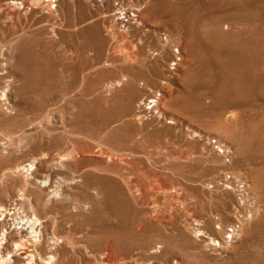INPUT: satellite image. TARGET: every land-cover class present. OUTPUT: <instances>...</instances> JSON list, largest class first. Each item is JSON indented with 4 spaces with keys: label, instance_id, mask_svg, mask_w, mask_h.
Wrapping results in <instances>:
<instances>
[{
    "label": "rangeland",
    "instance_id": "374dc122",
    "mask_svg": "<svg viewBox=\"0 0 264 264\" xmlns=\"http://www.w3.org/2000/svg\"><path fill=\"white\" fill-rule=\"evenodd\" d=\"M6 1L0 203L10 223L38 216L47 246L64 239L57 264H264V0H59L13 18L2 10ZM119 4L138 14L129 30L110 21ZM160 33L172 47L153 56ZM85 39L93 51L83 56ZM66 142L96 145L70 163L42 165L40 173L55 176L50 190L30 171L15 172L47 151L69 152ZM100 148L123 161L101 158ZM130 166L140 198L118 177ZM79 171L93 188L71 184ZM94 187L126 193L123 220L81 237L79 225L54 213L69 205L62 191L88 192L83 223L93 214L106 219L105 196ZM21 188L43 193L51 210L18 201Z\"/></svg>",
    "mask_w": 264,
    "mask_h": 264
},
{
    "label": "bare ground",
    "instance_id": "6f19581e",
    "mask_svg": "<svg viewBox=\"0 0 264 264\" xmlns=\"http://www.w3.org/2000/svg\"><path fill=\"white\" fill-rule=\"evenodd\" d=\"M59 0H22L20 2H16V0H7L2 7V10L6 13V15L10 18H13L16 16L19 12L17 10L21 11H31L35 10L36 12H42L45 9L52 10L53 5H57ZM124 6L122 4H119L118 8L116 9L117 14H113L112 18L110 17V21L113 23V25L120 26L121 28H125L129 30L132 25L138 24L136 22L138 17L137 15L132 14V12L126 13L123 8ZM45 14H47L45 12ZM114 15L116 19L114 18ZM112 25V27H113ZM157 43L159 44L157 46V49L151 50V53L153 56L160 55L163 53H166L167 46L172 47L171 37L170 35L166 33H160L157 37ZM160 47V50H159ZM93 51V48H91V45H89L88 39H85L83 44H81L79 48V53L83 56L85 54L89 55ZM177 60H180L178 56H176ZM176 64V63H174ZM174 64L172 66H174ZM0 98L3 97V93ZM159 101V100H157ZM158 112V111H157ZM232 115V113H231ZM213 142V141H212ZM70 146V151L67 153H61L63 151H58L55 153H52L50 151H47L43 153L42 157L35 158L32 161H30L27 164L21 163L15 166V172H31V175L34 179L38 180L39 186L43 192L50 190V181L55 178V176H52L51 174L47 173L46 175L40 173L39 169L42 165L48 167L53 166L54 164H57L58 162L64 161L70 163L77 157H82L85 154H92L93 148L95 145H89L86 148L80 149L74 146L77 142H66ZM100 146V145H97ZM101 147V146H100ZM128 147V146H127ZM227 148V147H226ZM101 149V148H100ZM98 151V156L101 158H104L106 160H112L116 158L118 162H122L123 159L121 158V154L117 155L112 151L109 150H100ZM228 149V148H227ZM123 150H118L117 152L120 153ZM2 164L4 161L1 162ZM107 166L103 167L101 171H108ZM128 168V165L126 167V170ZM133 167L130 166V169L132 170ZM128 171V170H127ZM8 173L12 174V171H8ZM5 172H3V175ZM80 175L75 176L74 178L70 179L71 184L73 185H81V187H87V188H93V185L86 184L84 180L82 179L84 175H86V171H79ZM126 174H129L131 176H128ZM259 178H261L260 173L254 172ZM2 175V176H3ZM121 181H124L126 188L128 191H131L132 188L134 189L135 193L138 195L137 198H140V192L141 187L137 182L138 174L136 171L132 170L131 172H127L125 174H119L118 176ZM79 181V183H78ZM103 182V180L101 179ZM49 184L46 186V183ZM109 185V184H108ZM258 185L261 187V181L258 180ZM109 185L108 187H110ZM94 189H97L99 193H102L103 196H105V201H102L101 204L104 208V210H110L109 213H106L108 217L106 219H103V217L96 218L95 214H93L90 218H88V222L90 223H83V215L81 213L82 210V202L81 198L83 197L86 201L89 200L88 192H80V193H67L65 191L61 192V195L68 200L69 205L66 207L63 206L58 212L54 213L57 217L60 218V220L63 223H70V226H76L79 225V228L77 227V233L80 234L81 237H87L90 234L95 233V225L99 226V231L102 233L103 231H111L115 229L114 224H112V220H123V210L127 203V196L126 193H123V191H119L117 189L116 191L114 189L110 188H100V187H94ZM39 192V191H38ZM132 193V192H131ZM133 194V193H132ZM17 197V200L24 201L27 200L28 202H31L41 207L42 209H46V211H50L51 208L48 206L49 201L45 199V196L43 193H34L32 194L30 190L21 188L17 194H15ZM7 196V188L0 185V200L5 198ZM46 196H49L48 193ZM48 198V197H47ZM175 201L179 200V197H175ZM84 200V201H85ZM213 203H217L216 199H211ZM97 202V201H95ZM89 204H93L92 200H90ZM33 205V206H34ZM182 207H177L176 212L180 213V209ZM16 209V208H15ZM8 209L7 206L3 205V203H0V264H34V260L37 259L36 264H57L56 261V254L58 252L57 248H61L60 244L63 243L64 239H54L52 241V246H47L46 237L43 233V223L40 221V218L36 216L34 213L23 219L22 217L19 218L16 222L10 223L12 220L11 218H7ZM14 214V213H13ZM62 216H61V215ZM160 223H162L163 220H158ZM61 222V223H62ZM60 224V223H59ZM17 225H21L18 228ZM27 229L29 230V234L27 233ZM72 228H69L68 232H72ZM236 231V228L231 227L229 229L225 230V234L232 237V234ZM211 243L214 244V240L210 239ZM157 247V246H156ZM159 251V249H158ZM157 252V251H156ZM109 250H105L104 254L109 255ZM13 258V260H12Z\"/></svg>",
    "mask_w": 264,
    "mask_h": 264
}]
</instances>
